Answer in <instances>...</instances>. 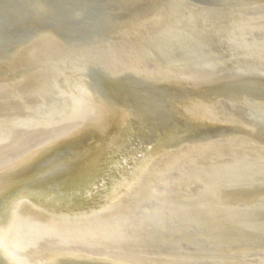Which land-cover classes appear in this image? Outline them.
I'll return each mask as SVG.
<instances>
[{"label":"bare ground","instance_id":"obj_1","mask_svg":"<svg viewBox=\"0 0 264 264\" xmlns=\"http://www.w3.org/2000/svg\"><path fill=\"white\" fill-rule=\"evenodd\" d=\"M146 111L142 135L171 144L116 175L100 207L58 205ZM246 251L264 264V0H0V264Z\"/></svg>","mask_w":264,"mask_h":264},{"label":"rangeland","instance_id":"obj_2","mask_svg":"<svg viewBox=\"0 0 264 264\" xmlns=\"http://www.w3.org/2000/svg\"><path fill=\"white\" fill-rule=\"evenodd\" d=\"M115 12V11H114ZM118 20V19H117ZM118 23V22H117ZM119 24V23H118ZM111 29H114L116 26L114 24L109 25ZM124 27L122 30L123 33L127 32ZM121 32V33H122ZM101 34H94L91 33L88 35V38H83L78 41L80 43L85 44L86 42H90L95 39L99 38ZM12 41H14L15 38H18V34L11 35L10 36ZM63 43H70L72 40H63L61 41ZM81 45V44H80ZM71 63V62H70ZM73 63V62H72ZM227 80H232V78L235 76H227ZM257 78V77H255ZM92 80L88 79L86 76H83L79 84L86 85V89L90 92L94 90V84H92ZM88 86V87H87ZM62 93V92H60ZM142 111V110H141ZM140 117V116H138ZM144 119L149 120L147 121L148 125L143 127V130H141V134L133 133V131H130L126 135H123L121 140H118L119 143H112L111 141L108 143V158L107 162L102 163L100 168L93 169V170H82L78 176L70 179L69 181H65V185L68 186L66 193L59 196V204L60 206L65 207L64 209H73L76 206H84L87 204H93V206H101L103 203V199H105L108 195V193L114 192L116 190L114 183V180H116V175H124L126 172H128L129 168L134 166L136 161H138L139 157L141 155H145L146 153H155L159 152L161 150H164L168 147V145L171 144L170 138H166L165 140L159 139L148 136H143V131L151 132V113L144 112V115L142 116ZM150 128L151 130H149ZM97 127H95V130ZM129 131V130H128ZM154 132V131H153ZM153 134V133H152ZM252 134V133H250ZM249 134V135H250ZM253 135V134H252ZM21 135L17 137L16 141H14L10 146L16 145L17 140L19 139ZM95 137V136H94ZM165 142V143H164ZM75 144H72L71 150L74 149ZM124 146L123 148H121ZM139 147V149H138ZM154 148V149H153ZM154 150V151H153ZM157 150V151H155ZM145 153V154H144ZM114 155V156H113ZM130 160V161H129ZM131 162V163H130ZM92 177V178H91ZM97 181V182H96ZM96 182V183H95ZM69 183V184H68ZM98 183V184H97ZM101 184V185H100ZM114 185V187H113ZM106 187V188H105ZM111 189V190H110ZM118 189V187H117ZM10 192H7L8 194ZM104 193V194H103ZM98 196V197H97ZM95 197V198H94ZM77 204V205H76ZM10 205V203H9ZM8 205V206H9ZM7 209V208H6ZM7 210L4 216H6ZM247 252V253H246ZM243 252L242 260L243 264H259L258 260L253 257L252 251H246ZM254 258V259H253ZM252 260V261H251ZM254 260V261H253Z\"/></svg>","mask_w":264,"mask_h":264}]
</instances>
